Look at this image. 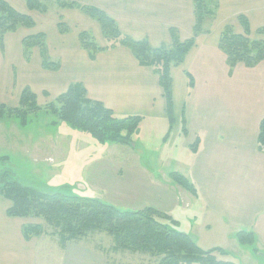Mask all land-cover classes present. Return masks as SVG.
Returning <instances> with one entry per match:
<instances>
[{
    "label": "crops",
    "instance_id": "obj_1",
    "mask_svg": "<svg viewBox=\"0 0 264 264\" xmlns=\"http://www.w3.org/2000/svg\"><path fill=\"white\" fill-rule=\"evenodd\" d=\"M88 5L106 11L117 21L123 33L134 39H147L155 47L171 44V27L179 30L181 40L193 36L195 14L192 0H89ZM64 10L67 12L63 18H67V22H73L80 29L89 28V23L94 20L81 9ZM239 15L247 17L251 31L264 26V0H219L215 19L206 21L209 32L198 35L196 45L189 51L184 62L172 67L175 114L172 131L175 129L178 133L181 127L180 135L189 138L187 144L189 143L192 152L189 151L191 155L186 165L197 172L196 176L184 173L196 189L195 193L186 190L190 194L184 198L188 205L199 203L202 217L209 211L223 215L221 220L224 227L230 225L233 231L239 228L235 231L238 241L239 231L253 232V245L260 249V243L264 245V156H255L254 162H259L258 177L251 175L248 180L245 178L244 190L238 184L232 188L225 186L224 194L219 191L214 193L208 188L213 173L217 170L224 171V161L229 163L228 171L231 165L243 171V167L249 163L244 158L247 144L232 141L231 145L228 143L229 150L212 152L211 148L217 147L214 136L220 135L216 134L219 130L217 121L211 120V114H202V110L206 109L204 104L206 105L211 95L206 96L205 101H201L200 96L196 95L203 81L202 77H207L206 89H212V93L225 90L226 87L221 86L220 79L214 78V68L221 73L224 70L230 79L238 66L244 65L237 64L232 70H228L225 54L219 47L223 28L228 24L241 25ZM57 25L55 30L45 33L51 59L60 62L58 70L43 66L39 48L29 58L24 56V36L20 29L6 34L4 51L0 49V103H19L21 92L27 86L36 93L38 101L40 96L52 100L65 92L72 83L82 82L91 99L101 101L118 116L142 115L143 122L165 119L169 127L163 89L158 75L151 67L142 66L130 48L123 45L101 51L95 59H90L87 51L80 45L79 32L63 34L59 32ZM214 61H218V67ZM262 64L264 63L252 67V70H256L251 74L253 82L258 77L264 78ZM189 75L194 78L193 88L188 85ZM213 97L214 95L210 98ZM213 110L215 113V106ZM263 117L260 120L258 118L256 130L252 129V138L248 139L252 150L255 142L257 145L259 125ZM242 120L244 116L239 119L240 122ZM184 123L187 127L186 133L183 132ZM223 126L226 128V125ZM172 131L167 139L163 138L166 146L170 142ZM195 142L197 149L193 150L192 145ZM204 146L206 148L203 152ZM220 161H223V165L217 167ZM229 189L231 198L226 196ZM10 205V200L0 197V264H39V246L35 242L43 238V235L26 240L22 232V218L7 215ZM205 220L200 221L199 227L211 229L212 224ZM239 243L245 245L240 241ZM59 254L58 264H109L102 253L81 243H69Z\"/></svg>",
    "mask_w": 264,
    "mask_h": 264
},
{
    "label": "rangeland",
    "instance_id": "obj_2",
    "mask_svg": "<svg viewBox=\"0 0 264 264\" xmlns=\"http://www.w3.org/2000/svg\"><path fill=\"white\" fill-rule=\"evenodd\" d=\"M76 1L81 5H87L89 2ZM8 2L17 10L30 14L36 22L33 28H18L24 37L41 31L49 33L55 30L60 18L67 12L64 8H59L55 0L47 1L51 7L45 13L29 10L26 0ZM63 20L70 29L67 33L76 34L88 30L100 46L108 44L96 20L89 23V28L84 26L83 29L74 26L73 22H67V18ZM232 26H235L237 33H244L242 25L238 26L236 23ZM57 29L59 30L58 27ZM256 30L251 31L250 37L262 38ZM45 40L48 45L47 35ZM37 48L30 49L31 55ZM214 62L218 67V61ZM259 64L261 65V62ZM238 67L233 70L230 79L224 70L221 73L214 68V78L220 79L221 86L226 87L223 92L222 89L220 93L214 94L212 89L207 90V77H202L203 81L196 93L201 101L207 100L206 96L214 95L213 98H208L206 105L204 104L206 109L202 110L204 116L211 114V120L217 121L219 130L216 134H220L219 137L222 135L220 139L214 136L217 147L211 148L212 152L229 150L228 143L231 145L232 141L247 144L244 158H247L249 163L243 167V173L232 165L228 171L229 163L224 161V171L214 172L208 186L214 193L219 191L224 194L225 186L232 188L235 184L244 190L245 178L248 180L251 175L258 177L259 162L254 160L260 154L264 156V153L258 152L256 142L253 150L248 143V139L251 140L253 135L252 129L256 130L258 118L260 120L264 116V78L258 77L253 82L251 74L256 70L246 65ZM50 101L54 99L40 96L38 102L41 106H46ZM8 106H18V103ZM243 116L244 120L240 122L239 119ZM223 125H226V128ZM167 129L168 122L165 119L147 120L141 123L133 142L101 143L88 133L59 121L47 111L29 115L25 126L21 125L19 118L5 116L0 119V187L6 180L16 179L43 192L95 197L123 209L134 210L153 206L171 214L178 221L177 228L191 234L202 249L221 247L229 252L225 258L239 264H264L262 243L261 250L255 248L253 243L241 245L235 238V231L239 228L233 231L230 225L224 227L221 220L223 215L209 211L202 217L199 203L188 205V201L184 199L186 195H190L188 190L175 184L170 178V173L178 171L183 175L187 173L196 176L197 172L186 165L192 152L189 143L187 144L189 138L180 135L181 127L178 133L174 129L166 146L163 138ZM205 148L204 146L203 152ZM222 165L223 161H220L217 167ZM226 196L231 198L230 189ZM202 219L212 224L211 229L199 227ZM21 221L23 225L39 223L44 226L49 233L43 234V238L36 242L34 240L39 246V260L41 264H58L59 253L64 248L55 234L51 235L53 228L41 218L26 217ZM80 243L102 253L109 264H157L159 261L157 257L147 254L115 251L112 237L104 232L94 233Z\"/></svg>",
    "mask_w": 264,
    "mask_h": 264
},
{
    "label": "trees",
    "instance_id": "obj_3",
    "mask_svg": "<svg viewBox=\"0 0 264 264\" xmlns=\"http://www.w3.org/2000/svg\"><path fill=\"white\" fill-rule=\"evenodd\" d=\"M47 1L26 0V4L29 10L45 13L51 7ZM55 3L59 8L81 9L100 25L108 42L106 46H100L88 30L79 33L80 45L87 51L90 59H95L101 51L123 45L130 48L142 66L151 67L158 75L169 121L164 137L167 139L175 124L171 69L184 62L189 51L196 45L198 35L209 32L206 21L215 19L219 0H192L195 14L193 36L181 40L179 30L171 27V44L156 47L147 39H134L123 33L117 21L97 6L81 5L76 0H55ZM238 19L244 33H237L233 26L228 24L223 28L219 39V47L225 54L230 70L237 64L253 67L264 61V26L256 30L262 38L252 39L247 17L239 15ZM35 24L30 14L17 10L8 0H0V49L4 51L6 34L15 32L19 27L33 28ZM58 28L61 33L70 30L63 17L60 18ZM45 39L46 33L42 31L24 37V55L29 58L30 49L38 47L43 66L46 69L58 70L60 62L51 59ZM188 85L189 88L194 87V78L191 75ZM41 111L50 112L59 121L88 133L101 143L133 142L144 120L142 115L118 116L101 101L91 99L82 82L72 83L65 92L46 106L39 104L36 93L28 86L22 90L18 106L11 107L0 103V119L5 116L17 117L23 126L27 124L29 115ZM183 132H187L185 123ZM196 142L192 145L193 150L197 149ZM257 148L264 153V118L259 125ZM170 178L184 189L196 192L195 186L182 173L172 171ZM0 194L11 201L7 209L8 216L43 219L53 228L51 235L55 234L63 248L72 242L80 243L94 233L104 232L112 237L115 251L138 252L157 257V264H239L225 258L229 252L224 248L202 249L190 234L177 228L178 221L171 214L153 206L134 210L123 209L95 197L43 192L16 179L6 180L0 187ZM22 232L26 240L49 233L39 223L23 225ZM237 237L242 244H252L255 241L253 232L242 230L237 233Z\"/></svg>",
    "mask_w": 264,
    "mask_h": 264
}]
</instances>
